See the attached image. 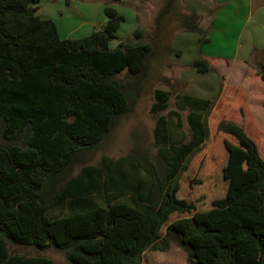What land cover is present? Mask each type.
<instances>
[{
  "label": "trees",
  "instance_id": "16d2710c",
  "mask_svg": "<svg viewBox=\"0 0 264 264\" xmlns=\"http://www.w3.org/2000/svg\"><path fill=\"white\" fill-rule=\"evenodd\" d=\"M39 1L0 0V264H53L46 256L11 253L7 242L54 247L71 264H136L145 250L158 249L172 213L193 208L178 177L210 134L214 101L177 93L175 108L163 115L171 93L155 88L149 109L159 114L155 155L138 149L117 158L102 155L97 165L71 174L77 154L95 147L132 111L151 45L120 40L111 47L124 20L111 5L104 6L100 28L61 38L54 21L37 14ZM208 31L198 36L200 45ZM193 67L198 73L210 69L203 57ZM255 68L264 83L263 61ZM215 129L233 141L223 139L219 178L226 190L212 206L227 211L234 227L216 237L219 231L207 222L188 218L180 232L168 224L165 236L188 233L185 243L176 239L186 245L188 264H264V159L236 122L222 119ZM245 168L252 174L247 178ZM207 235L213 244L203 242Z\"/></svg>",
  "mask_w": 264,
  "mask_h": 264
},
{
  "label": "rangeland",
  "instance_id": "374dc122",
  "mask_svg": "<svg viewBox=\"0 0 264 264\" xmlns=\"http://www.w3.org/2000/svg\"><path fill=\"white\" fill-rule=\"evenodd\" d=\"M97 3L115 7L124 17L116 32L117 38L110 42L111 47L116 46L120 40H126L133 44L149 43L151 51L146 60L141 93L132 111L123 114L95 147L77 154L71 166V174L77 173L83 165H97L102 155L117 158L138 149L154 156L155 119L157 115H165L167 110L175 108V94H189L213 100V106L207 115L210 134L199 151L190 156L187 170L178 177L180 193L190 197L193 208L189 212L172 213L161 229L164 238L158 242V249L145 250L140 261L136 263L188 264L186 245L176 240L181 236L185 243L183 239L188 233L184 230L179 232L188 218L207 222L209 228L219 231L216 237H225L234 227L233 218L227 211H217L212 206V200L223 195L226 190V184L219 178L225 158L223 139L233 141L230 136L218 132L215 123L226 119L243 127L257 144L259 155L264 159V83L255 70L256 60L245 65L227 62L219 69L210 68L205 73L195 70L193 61L202 58L203 46L220 54H228L234 45L243 43L246 37V32L243 31L239 34L240 38L238 36L236 39L239 23H234L227 31L216 27L209 42L207 40L201 45L198 43V36L210 29L216 8L214 0H121L119 3L113 0H97ZM70 8L65 17L72 15ZM63 20L65 25L70 24L69 20ZM136 29L141 33L138 38L133 35ZM221 44L225 48H220ZM124 73L119 74V78ZM155 88L169 90L171 93L167 109L159 114H151L149 111ZM181 114L182 130L187 132L186 111H181ZM250 175L251 171L245 168L243 177ZM213 186L217 191H207ZM185 199L188 200V197L185 196ZM208 219L215 221L214 224H210ZM170 223L177 228L180 236L176 233L165 236V228ZM203 242L213 244L214 238L207 235ZM7 244L11 253L43 255L51 258L53 264H71L64 251L54 247L38 250L32 246L11 242Z\"/></svg>",
  "mask_w": 264,
  "mask_h": 264
},
{
  "label": "crops",
  "instance_id": "0c3cea01",
  "mask_svg": "<svg viewBox=\"0 0 264 264\" xmlns=\"http://www.w3.org/2000/svg\"><path fill=\"white\" fill-rule=\"evenodd\" d=\"M64 1L40 0L36 4L37 14L41 18L53 20L61 38L86 36L93 30L100 28L106 20L104 6L98 4L97 0ZM214 1L216 8L210 23L208 42L211 40L216 27L221 28V31H227L234 23H239L236 39L243 31L246 32V37L243 43L234 45L228 54H220L203 46L201 56L208 61L210 68L219 69L222 64H227V62L245 65L254 59L256 62L263 61L264 63V0ZM71 6L72 8H70ZM69 8L72 15L67 16L66 14L67 17H65ZM63 19L69 20L70 24L65 25ZM75 33L80 34L75 35ZM220 48H225V46L221 44Z\"/></svg>",
  "mask_w": 264,
  "mask_h": 264
}]
</instances>
